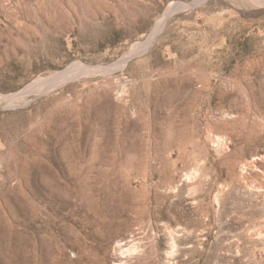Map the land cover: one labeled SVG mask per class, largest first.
Here are the masks:
<instances>
[{
    "label": "rangeland",
    "instance_id": "obj_1",
    "mask_svg": "<svg viewBox=\"0 0 264 264\" xmlns=\"http://www.w3.org/2000/svg\"><path fill=\"white\" fill-rule=\"evenodd\" d=\"M0 0V264H264V4ZM110 66V68H109Z\"/></svg>",
    "mask_w": 264,
    "mask_h": 264
},
{
    "label": "bare ground",
    "instance_id": "obj_2",
    "mask_svg": "<svg viewBox=\"0 0 264 264\" xmlns=\"http://www.w3.org/2000/svg\"><path fill=\"white\" fill-rule=\"evenodd\" d=\"M203 0H194L189 4H170L165 9L163 15L158 19L155 23V26L149 36L142 42H138L133 44L128 51L121 57V59L117 62L118 65H125V63L132 57L138 54H143L147 51L149 46L155 40L157 34L161 30L162 26H164L166 19L178 10L183 7H191L197 6ZM259 4H264V0H257ZM96 66L85 65L80 62H75L67 66L64 70L57 72L55 74H51L45 78H39L26 85L20 91L7 95L1 96L0 99L4 102L7 107H16L19 104H29L34 101L35 98H38L42 95L48 94L51 91H54L56 87L63 85L64 83L72 80L75 76H86L89 74L95 73L98 69ZM110 68V66H109Z\"/></svg>",
    "mask_w": 264,
    "mask_h": 264
}]
</instances>
